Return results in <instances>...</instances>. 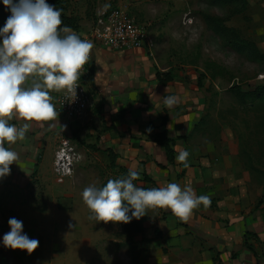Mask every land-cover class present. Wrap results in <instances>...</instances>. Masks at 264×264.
<instances>
[{
  "label": "crops",
  "instance_id": "crops-1",
  "mask_svg": "<svg viewBox=\"0 0 264 264\" xmlns=\"http://www.w3.org/2000/svg\"><path fill=\"white\" fill-rule=\"evenodd\" d=\"M96 3L67 12L78 18L80 29L73 31L82 39L104 21L112 1L102 6ZM160 56H151L146 49L111 50L95 42L93 71L85 80L92 104L84 116L68 120L57 107L60 91L54 90L50 95L59 113L55 119L27 121L13 112L11 124L19 128L28 123L30 127L24 139L5 145L19 158L10 165V175L0 180V202L4 190L9 192L6 198H13L14 190L22 191L36 180L62 200L73 197L65 191L58 193L46 170L49 154L52 171L56 152L68 140L77 153L79 147L81 155L101 154L109 163L110 153L118 154V166L146 172L154 187L172 182L190 185L197 196L210 198L207 207L201 204L187 220L170 209L155 208L147 231L143 225L144 232L134 237L136 264H264V192L248 188L246 178L239 175L242 165L220 160L210 135L200 129L208 97L203 80L200 84L195 71L164 66ZM158 72H171L172 79L163 84ZM167 96H175L178 103L168 107L163 102ZM164 130L173 140L176 157L181 151L189 153L187 166L177 159L174 166L169 164L165 150L156 142ZM73 203L74 212L78 205ZM30 214L45 215L34 208ZM2 218L0 210V223ZM3 235L0 233V250H4L0 264H14L11 249L2 243Z\"/></svg>",
  "mask_w": 264,
  "mask_h": 264
},
{
  "label": "rangeland",
  "instance_id": "rangeland-1",
  "mask_svg": "<svg viewBox=\"0 0 264 264\" xmlns=\"http://www.w3.org/2000/svg\"><path fill=\"white\" fill-rule=\"evenodd\" d=\"M96 1L101 6L112 1L106 13L123 6L138 22L146 23L155 43L154 53L161 54L164 66L177 71L192 70L197 77L202 74L208 97L200 129L210 135L220 160L241 164L239 175L246 178L247 187L263 193L264 89L258 94L254 87L264 86V57L255 55L252 45L234 47L230 43L234 38L216 32L204 16L225 19L226 25L236 28L245 40L260 49L259 44L264 45V0H67V12H75L79 5L90 8L92 3L97 5ZM260 51L264 54V47ZM82 154L78 147L74 176L60 184L52 180L53 168H48L51 154L48 156L46 170L52 185L58 193L72 194L70 199L62 200L40 180L22 191L14 190L13 198H6L7 189L2 192L0 233L10 231L8 220L15 217L23 221V231L29 238L39 240L31 254L11 249L14 264H136L138 246L134 237L144 232L143 225L147 231L155 209L128 223L90 218L93 213L82 199L83 189L89 184L103 186L128 171L118 165L111 167L101 154ZM134 183L143 188L154 187L142 179L141 173ZM73 202L78 205L74 212L70 206ZM32 208L45 215L32 216ZM0 255H4L3 249Z\"/></svg>",
  "mask_w": 264,
  "mask_h": 264
},
{
  "label": "clouds",
  "instance_id": "clouds-1",
  "mask_svg": "<svg viewBox=\"0 0 264 264\" xmlns=\"http://www.w3.org/2000/svg\"><path fill=\"white\" fill-rule=\"evenodd\" d=\"M0 3L10 13L0 27V180H3L10 175V165L19 158L16 151L5 145L24 139L30 127L28 123L19 128L11 124L13 112L27 121L55 119L59 113L50 92L64 90L77 95V81L93 44L68 26H61L62 9L47 0H0ZM163 102L172 107L178 99L167 96ZM188 156L185 150L176 159L187 166ZM139 176L137 170L129 169L125 176L109 179L103 186H86L82 199L93 213L90 218L128 223L133 218H142L149 209L166 208L181 220H187L201 204L205 207L210 204L207 195L197 196L190 185L181 187L172 182L165 187L143 188L134 183ZM8 225L10 231L2 238L6 248L27 250L28 254L37 249L39 240L29 238L23 231V221L12 217Z\"/></svg>",
  "mask_w": 264,
  "mask_h": 264
},
{
  "label": "built area",
  "instance_id": "built-area-1",
  "mask_svg": "<svg viewBox=\"0 0 264 264\" xmlns=\"http://www.w3.org/2000/svg\"><path fill=\"white\" fill-rule=\"evenodd\" d=\"M94 44L100 43L111 50L146 49L154 55L155 43L148 32L146 23L138 22L123 6L113 8L104 14V21L96 26L86 37ZM92 51V49H91ZM91 51L88 62L81 69L83 73L77 81V95L61 90L57 96L58 110L68 119L74 120L86 114L92 104V98L86 88L85 80L92 72ZM73 100V101H72ZM78 153L76 146L68 140L56 152L53 174L57 183H65L73 178Z\"/></svg>",
  "mask_w": 264,
  "mask_h": 264
},
{
  "label": "trees",
  "instance_id": "trees-1",
  "mask_svg": "<svg viewBox=\"0 0 264 264\" xmlns=\"http://www.w3.org/2000/svg\"><path fill=\"white\" fill-rule=\"evenodd\" d=\"M212 1H214L215 3H223V2L228 3V2L238 1V0H212ZM47 2L49 4L56 6L59 9H62V17H61L62 18V25L61 26H68L72 30L79 31L80 28H79L78 18L76 16H70L67 13V0H47ZM8 15H10V13L6 10L5 6L2 3H0V27L4 26V23H5ZM204 18L207 21L208 25L210 27H212L216 32L222 34L223 36L224 35L225 36L226 35L232 36L234 39L230 40V43L234 47L238 48L241 45L250 47L252 45L253 51L255 52V55H257L259 57H264V54L261 53L260 49H258V47L256 45L248 42V40H245L242 37V35L239 34V31L236 28L229 27L228 25H226L225 19L219 18L218 16H214V15H205ZM92 71H93V66H92ZM91 74H92V72H91ZM158 77L160 79V82L163 84L166 83L167 81H169L170 79H172L171 72H168L166 74L158 72ZM199 81L201 84L202 83V74L199 76ZM254 88L257 91V93L259 94L263 91L264 86H262L261 84H258ZM260 97L261 96H259L258 98H260ZM163 122L165 123L166 120H163ZM156 142L158 144H160L163 147V149L165 150L169 164L174 166L175 162H176L177 153H176V151L173 147V144H172L173 140L171 138H169L167 130H164L162 133H160L157 136ZM109 157H110V166L115 168L117 166L116 162L118 159V154L111 152ZM123 170L128 171L126 169H123ZM141 174H142V179L144 181L150 183L151 186H154V181L146 172H142Z\"/></svg>",
  "mask_w": 264,
  "mask_h": 264
}]
</instances>
